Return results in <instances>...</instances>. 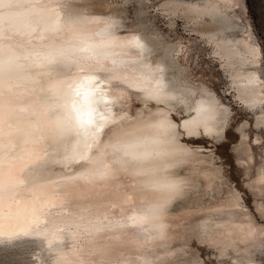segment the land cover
Returning <instances> with one entry per match:
<instances>
[{
	"label": "snow or ice",
	"instance_id": "6c2138e0",
	"mask_svg": "<svg viewBox=\"0 0 264 264\" xmlns=\"http://www.w3.org/2000/svg\"><path fill=\"white\" fill-rule=\"evenodd\" d=\"M80 3L0 0V245L67 233L71 240L67 249L51 248L52 241H47L51 264H156L158 258L145 254L116 255L113 245L100 241L119 240L109 234L127 230H132L138 243L169 239L167 207L181 200L189 186L185 176L172 170L191 154L192 147L211 150L214 141L210 138L226 139L225 125L231 117L224 103L203 88L200 97L189 90L180 97L171 95L164 69L145 59L154 50L131 30L118 36L124 28L115 17L82 14L76 6ZM166 7L170 5L161 4L153 11ZM189 7L206 19L218 12L211 4ZM216 22L223 29L224 19ZM186 34L206 41L209 60L219 61L218 70L224 68L225 58L217 51L219 33ZM41 77L47 78V84L38 89ZM105 81H116L158 103L176 100L175 116L148 124L156 130L151 136L110 128L111 113L98 110ZM225 87L221 83L216 91L223 102L235 107L232 98L223 95ZM38 90L50 93L47 101L37 99ZM222 146L217 143L216 150ZM52 163H74L82 169L53 185L103 181L114 170H130L141 178L143 189L159 198L110 218L99 206L69 208L58 193L46 192L49 185L20 187L25 170L45 173ZM24 192L30 193L27 199ZM230 195L229 207L234 208L243 193L237 190ZM41 223L46 227L41 228Z\"/></svg>",
	"mask_w": 264,
	"mask_h": 264
},
{
	"label": "bare ground",
	"instance_id": "6f19581e",
	"mask_svg": "<svg viewBox=\"0 0 264 264\" xmlns=\"http://www.w3.org/2000/svg\"><path fill=\"white\" fill-rule=\"evenodd\" d=\"M126 1L82 0V3L76 6L85 15L113 16L122 21L124 31L117 33L120 37L130 34L129 30L139 35L143 42L154 50L145 59L150 65L159 64L164 69L165 80L172 85L168 89L171 95L180 97L185 90H189L194 97H200L199 89L203 88L206 94L224 103L231 117V105L221 100V94L217 93L207 80L196 77L187 70L183 58L180 57L181 38L173 40L166 38L159 29L151 27L141 17V13L137 14L136 18H131L123 8ZM161 4L170 5L158 10L170 28L174 27L178 20H182V28L188 33H219L217 39L221 42V47L217 51L225 58L224 68L220 70L227 77L224 94L231 95L235 102L247 109L256 110L264 99V80L254 67L259 63L261 48L251 38L246 26H242L239 33L234 32L241 13L244 12L242 0H158L154 6L157 8ZM209 4L217 6L218 12L208 19L189 7ZM166 14H171V18ZM218 19H224L223 29L216 22ZM204 43L208 47L207 42ZM100 79L104 80L102 75ZM46 84L47 78L41 77L37 88H46ZM101 87L105 92L98 110L106 114L111 113L113 123L109 125L110 128H122L126 132L151 136L156 135V130L148 128V124L167 122L175 116L176 100L159 103L147 100L143 93L129 89L116 81H105ZM49 96L50 93L47 91L37 92V99L40 102L47 101ZM133 100L137 101V105L131 104ZM255 119L257 124L261 121L258 112ZM230 120L225 125V132ZM239 130L242 143L246 140L247 133L240 126ZM176 134L183 143V137L179 135L178 129ZM210 139L220 142L223 137L218 141L214 137ZM254 140L257 141L258 136ZM244 153L245 155L239 158H243L249 165L253 160L249 145L245 147ZM218 157L213 148L201 150L199 146H195L191 148V154L181 158L183 162L172 170L173 173L185 176L189 186L181 200L174 201L167 207L166 223L169 227L166 235L169 239L164 242L149 240L147 243H138L132 230H127L126 233L109 234L119 236V240L105 238L100 243L113 245L116 255L145 254L158 258L156 264H209L203 262L199 251L198 254L192 255L194 248L192 240L195 237L199 243L213 248V256L220 263L229 260L228 264H264L254 257V253L259 252L264 246V223L260 222L264 217V205L261 201H256L254 211L243 196L238 206L229 207L230 193L243 191L227 178ZM81 170L80 165L74 163H52L47 172L41 174L28 169L22 174L24 183L20 187L28 189L35 184L49 185L46 192L58 193L69 208L99 206L102 214L106 211L110 218L139 210L143 205L154 203L159 198L157 193L143 189L140 186L141 178L133 176L130 170H114L106 180L92 183L78 182L71 185L52 183L75 175ZM247 183L249 187L260 188L259 185L264 183L263 166L259 167L255 181ZM29 196L30 193H23L24 199ZM63 214L66 215L67 211ZM55 215L56 210H53V216ZM40 227L44 228L46 225L41 223ZM33 240L40 242V249L35 254L33 264H51L53 257L47 241H52L51 248L54 249H67L71 244L67 233Z\"/></svg>",
	"mask_w": 264,
	"mask_h": 264
},
{
	"label": "rangeland",
	"instance_id": "374dc122",
	"mask_svg": "<svg viewBox=\"0 0 264 264\" xmlns=\"http://www.w3.org/2000/svg\"><path fill=\"white\" fill-rule=\"evenodd\" d=\"M157 2L158 0H127L123 4V8L131 18H136V15L141 13V17L151 27L159 29L166 38L172 40L181 38L180 57L183 58L187 70L194 76L204 78L215 89L221 83L227 85V77L220 69L216 68L218 62L209 60L208 47L204 41L196 39L194 35H187L188 32L182 28V20H178L177 24L170 28L160 12L153 11ZM242 7L244 12L241 13V18L234 32L239 33L242 26H246L251 38L260 45L261 57L259 63L255 64L254 67L264 80V0H242ZM162 21L163 23H161ZM223 95L225 94L223 93ZM227 96L231 97L229 94ZM232 101L236 106L233 107L230 104L232 114L225 132L226 139L223 138L220 142L214 141L212 148L219 156V161L224 166L227 178L243 191L246 203L252 210L256 211V201H261L264 205V183L259 185L262 189L259 191L260 188L249 187L247 182L253 183L259 167L263 166L264 168V99L256 110L239 106L240 104L235 102L233 98ZM131 104L135 106L137 101L133 100ZM257 112L261 118L258 124L255 119ZM239 126L247 133V138L242 143ZM256 136H258L257 141L254 140ZM217 143L223 144L218 151L215 147ZM247 145L250 146L253 154V160L249 165L243 161V158H239V156L245 155L244 149ZM261 219L264 220V217ZM192 245L194 246L192 255L198 254L199 251L203 262L213 264L215 261V264L220 263L213 256V248L199 243L195 237L192 240ZM39 249L40 242L37 240L19 242L14 245H0V264H33L35 254ZM254 257L264 262V246L259 252L254 253ZM228 261L225 260L220 264H228Z\"/></svg>",
	"mask_w": 264,
	"mask_h": 264
},
{
	"label": "water",
	"instance_id": "95a60500",
	"mask_svg": "<svg viewBox=\"0 0 264 264\" xmlns=\"http://www.w3.org/2000/svg\"><path fill=\"white\" fill-rule=\"evenodd\" d=\"M239 106L243 107V105H239ZM10 245H14V244H10Z\"/></svg>",
	"mask_w": 264,
	"mask_h": 264
}]
</instances>
